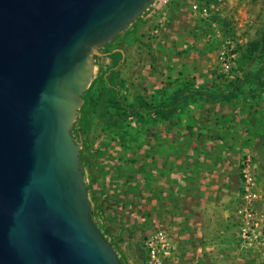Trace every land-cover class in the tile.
I'll list each match as a JSON object with an SVG mask.
<instances>
[{
    "label": "crops",
    "instance_id": "1",
    "mask_svg": "<svg viewBox=\"0 0 264 264\" xmlns=\"http://www.w3.org/2000/svg\"><path fill=\"white\" fill-rule=\"evenodd\" d=\"M192 3L149 8L111 47L125 58L120 98L141 94L175 110L164 120L144 110L139 119L129 109L121 121V110L109 109L114 118L102 121L99 165L107 202L126 230L136 221L169 231L176 248L164 264H258L264 251L241 245L236 210L248 156L264 179V87L255 77L221 74L217 23ZM162 13L165 23L154 34ZM256 205L264 209L263 201Z\"/></svg>",
    "mask_w": 264,
    "mask_h": 264
},
{
    "label": "water",
    "instance_id": "2",
    "mask_svg": "<svg viewBox=\"0 0 264 264\" xmlns=\"http://www.w3.org/2000/svg\"><path fill=\"white\" fill-rule=\"evenodd\" d=\"M156 0H0V264H125L72 130L95 57Z\"/></svg>",
    "mask_w": 264,
    "mask_h": 264
},
{
    "label": "rangeland",
    "instance_id": "3",
    "mask_svg": "<svg viewBox=\"0 0 264 264\" xmlns=\"http://www.w3.org/2000/svg\"><path fill=\"white\" fill-rule=\"evenodd\" d=\"M198 1L201 9L208 8L209 20L217 23L215 28L221 34L218 43L219 48L225 37H231L237 44V59L233 71L229 73L221 71V74L223 76L233 75L238 78L255 77L264 82V0ZM143 14L133 21L123 33L111 41L112 43L108 47H112L118 39L129 34ZM210 27L211 23L207 28ZM252 47L256 50L249 57L248 50ZM104 49L105 47H102L101 50L104 51ZM105 61L106 58L101 56L94 64V84L88 92L87 98H83L78 112L76 121L78 123L74 130V136L80 145L83 156L81 166L85 181L88 184L94 221L114 243L120 258L125 264H146L145 239L156 228L143 229L140 227V223L133 221L130 224L133 228H127L126 230L125 222L118 221L115 218V214L118 216V213L115 212L117 207L112 205V202H107L111 191L105 186L106 181H104V176L101 173L102 169L99 166L102 161L100 154L105 150H103V143L100 141L105 125L99 118L100 115L97 114L100 112L98 110V100L106 87L105 79L99 77V72L101 68V73L104 76L106 75L107 67L105 65L107 63ZM128 98L132 99L130 96ZM132 236L134 237L131 238Z\"/></svg>",
    "mask_w": 264,
    "mask_h": 264
},
{
    "label": "built area",
    "instance_id": "4",
    "mask_svg": "<svg viewBox=\"0 0 264 264\" xmlns=\"http://www.w3.org/2000/svg\"><path fill=\"white\" fill-rule=\"evenodd\" d=\"M167 3L168 0H156L149 8L162 10ZM192 9L204 14L208 13L207 7L201 9L198 0H193ZM165 20L166 17L162 13L157 28L153 30L154 34L159 32ZM236 59L237 44L231 37H225L217 52L220 71L226 73L233 71ZM242 165V189L240 204L236 210L240 242L243 247L264 251V209H259L256 205L258 201L264 202V179L254 171L251 156H248ZM145 248L146 264H164L165 258L174 251L176 245L168 230L158 228L146 237ZM258 264H264V259Z\"/></svg>",
    "mask_w": 264,
    "mask_h": 264
},
{
    "label": "trees",
    "instance_id": "5",
    "mask_svg": "<svg viewBox=\"0 0 264 264\" xmlns=\"http://www.w3.org/2000/svg\"><path fill=\"white\" fill-rule=\"evenodd\" d=\"M119 36V35H118ZM117 36V37H118ZM116 37V38H117ZM112 42L107 43L103 47H105L104 51L102 50V55H106L112 58V65L107 66L106 69V75L104 76L103 73H101V68L99 72V77L104 78L106 82L105 90L103 91L102 95L99 98V108L100 110L98 115H100L101 121H106L105 118L113 119L114 115L110 112V108H118L121 110L117 118L121 121L127 119L129 115L127 114V110L131 109L132 114L136 115L139 119L141 118L140 110H144L145 112L155 115L159 118H162L164 120L170 119L173 115V112L175 110V104L172 105H165V104H153L149 102L143 95L137 94L132 101L122 99L118 96V87L116 85V80L119 77L120 73V67L122 64L125 63V58L123 56V52L120 49H111V47H108ZM256 49L253 47L249 48L248 55L251 57L254 54V51ZM101 56L95 57V63L99 60ZM94 84V80L92 81L91 86L89 89L84 93L83 98H87L88 92L91 90V87ZM261 84L264 85V82L261 81ZM264 87V86H263ZM107 122V121H106ZM78 122H75V125L73 127V134L75 127ZM83 160V156L81 154V161ZM96 222V221H95ZM97 224V222H96ZM105 234V231H103ZM106 235V234H105Z\"/></svg>",
    "mask_w": 264,
    "mask_h": 264
}]
</instances>
